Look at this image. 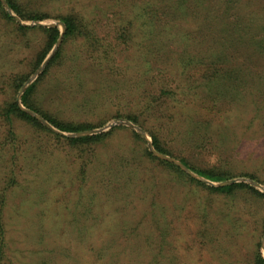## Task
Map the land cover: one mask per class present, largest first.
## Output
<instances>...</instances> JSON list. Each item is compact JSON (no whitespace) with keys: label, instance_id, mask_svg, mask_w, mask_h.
<instances>
[{"label":"rangeland","instance_id":"obj_1","mask_svg":"<svg viewBox=\"0 0 264 264\" xmlns=\"http://www.w3.org/2000/svg\"><path fill=\"white\" fill-rule=\"evenodd\" d=\"M13 1L21 14L0 0V264L264 259V0H242L243 24L222 17L221 0H195L197 14L186 17L170 0ZM75 11L93 35L63 41L60 17ZM121 23L134 25L133 42L115 33ZM207 25L215 38L201 43ZM53 27L60 35L36 65L47 44L41 28ZM201 50L224 59L225 78L202 88L205 97L193 95L207 71V60L195 64ZM31 85L38 111L85 128L63 131L26 107ZM219 91L225 97H208ZM145 97L165 102L147 109ZM13 101L43 128L5 117ZM89 135L102 137L68 140ZM213 168L224 180L197 172ZM238 182L257 192L208 188Z\"/></svg>","mask_w":264,"mask_h":264},{"label":"trees","instance_id":"obj_2","mask_svg":"<svg viewBox=\"0 0 264 264\" xmlns=\"http://www.w3.org/2000/svg\"><path fill=\"white\" fill-rule=\"evenodd\" d=\"M174 3L175 7H176V12H180L182 11V15L183 17L186 16H192V15H196L197 11H196V1L195 0H170ZM9 6L16 12L21 14L20 9H18V6L16 5V3L13 0H7ZM221 3L224 5V14H223V18L226 16H230V15H234L238 18V23L243 24L244 22H248L247 19V15L246 13L248 12L249 7H247V3H244L242 0H221ZM1 4V3H0ZM84 6L86 5H82V7L84 8ZM5 17L9 20H12V17H10L8 15V13H4ZM35 19H38L39 17H34ZM60 19L62 20V22L65 24V32L63 34V41L64 39L68 38V37H77L79 34H86V35H93V33L90 30H86L85 26H84V19L82 18V15L79 11H75L72 13H68L66 15H62L60 17ZM132 23H128V24H123L121 23L118 27H117V31H115V33H117V35L119 37L124 38V40H128V41H132V37L133 34L135 33V27L134 25H131ZM209 28H212L211 30H209L210 32L208 33H203L200 38H201V43L208 42L212 39L215 38V36L213 35L215 33V28L214 25H207ZM20 29L22 30H27V29H31L29 27H23V26H19ZM45 33H46V46L44 48V50L42 52H39L38 54V60L36 62V65H39L40 62L43 60V58L45 57V55L47 54V52L50 50V48L55 44V42L57 41L60 32L59 29L57 27H53V28H41ZM182 34V31H177V33H175V36L178 38L179 40V36ZM211 35V39H206L207 36ZM90 38V37H89ZM135 38V37H134ZM133 42V41H132ZM62 44V43H61ZM150 47H155L154 44H151V46L146 45L145 49L149 50ZM144 49V52H145ZM184 53L188 54V50L183 49ZM186 51V52H185ZM63 49L62 46L60 45L56 51L54 52V55L52 56V58L50 59L49 63H53V62H57L62 55ZM202 53L204 55H202ZM184 58V59H183ZM183 61L182 62H177L178 65L180 63H184L185 61V57H183ZM194 58V57H193ZM195 64L196 63H201L204 60H207L206 63V68L207 71L204 69L201 74L199 75V77L196 78L197 84L194 86V88L196 89L195 92L193 93V95L195 96H202L205 97L203 94V90L202 88H209L211 86H215L217 85L219 82L218 80H220L222 78V80L225 78V71L223 70V62L224 59L223 57H213L212 54H209V52H205V51H199L197 52V54L195 55ZM48 63V64H49ZM197 66V65H195ZM48 67V65L46 66ZM45 67V68H46ZM253 69V68H252ZM250 69H248L247 71H249ZM202 78H207L208 83H199L198 81H201ZM178 87V85H176ZM32 85L30 87H28L26 89V91L24 92L23 96H22V102L24 105H26V107L36 111L37 113H39L43 118H45L47 121H49L52 125H54L55 127L63 130V131H79L84 129L85 127L82 125H74L71 123H59L58 121H56L54 118H52L51 116L47 115L46 113H43L41 111H38L34 106H32V104L29 103L28 99H27V94L29 93V91L31 90ZM177 88L174 87L173 89H171L172 93L175 94ZM198 90V91H197ZM166 91H168V89H166L165 87H161L160 88V93L164 94ZM247 93L248 94H253L252 91H250L249 89H247ZM208 97H225V93H222V91H219L218 93H216V95L214 94H210V96ZM170 98V97H169ZM144 101V103H146L147 105V109L152 108L155 104L158 103H162L164 104V100L163 97H154V99H147V97L142 99ZM159 100H161V102H159ZM5 117H8L10 115H16L17 117L28 121L29 123H31L32 125H35V127L37 128H43V126L41 125V123L36 120L35 118L29 116L28 114H26L25 112L21 111L17 104L15 103V101L7 104L5 106ZM128 118L132 121L136 120L134 116L129 115ZM169 119H167L165 122H163V129H165V127L167 125H169ZM149 134L151 135V139H152V143L155 147V149H157L158 151L162 152V153H167L166 152V148L164 143H161L158 135L156 133H154L151 129L149 130ZM100 137H102V135H89V136H83V137H78V138H69L68 140L71 143H76V142H88V141H93L96 139H99ZM169 165H172L171 163H168ZM183 172V171H181ZM197 172L199 173V175H202L206 178H209L211 180L214 181H218L220 182L221 180H224V178L226 177L221 171H219L218 169H207V170H197ZM184 173V172H183ZM192 181H196L194 178H190ZM197 183H201V182H197ZM241 187H246L250 190H252L253 192H257L255 190L254 187L247 185L245 183L242 182H238V183H233V184H224V185H220V186H209L208 188L211 191L214 192H219V193H232L233 190H236L237 188H241ZM263 195V194H261ZM3 240V239H2ZM1 240V242H3ZM1 252V250H0ZM254 264H264V259L261 256L260 252H257L254 258Z\"/></svg>","mask_w":264,"mask_h":264}]
</instances>
